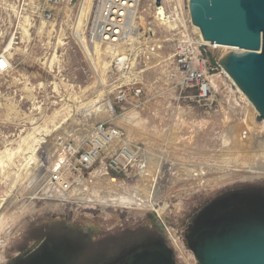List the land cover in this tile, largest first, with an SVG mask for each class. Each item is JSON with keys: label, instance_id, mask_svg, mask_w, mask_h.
I'll return each instance as SVG.
<instances>
[{"label": "rangeland", "instance_id": "1", "mask_svg": "<svg viewBox=\"0 0 264 264\" xmlns=\"http://www.w3.org/2000/svg\"><path fill=\"white\" fill-rule=\"evenodd\" d=\"M93 3L95 0H74L50 6L44 0H0V52L5 51L11 62L0 78V203L4 207V202L11 200L0 224V262L15 255L11 212L30 203L150 211L182 264H197L169 215L182 194L231 177L264 179V169H250L257 157L259 161L264 158V122L251 120L257 111L213 58L214 45L208 50L213 66L210 79L214 76L215 85L207 102L189 97L187 90L175 85L170 40L161 42L153 56L136 50L130 72L112 71L114 54L88 44L84 38ZM140 8L144 9L143 25H151L161 40L168 37L154 20L148 0ZM43 10H50L52 17L44 19ZM186 14L188 17V8ZM129 80L141 90L138 105L114 98L116 87ZM107 103L111 110L102 113L100 109ZM102 120L121 128L132 147L138 149L145 167L133 166L130 175L106 174L100 165L87 174L72 171L78 178V184L72 186L81 184L91 196L101 189L118 194L134 186L147 193L155 190L158 204L153 208L122 207L36 198L46 179L43 185L37 180L29 184V173L42 176L55 162L62 163V146L73 145L79 137L77 146L84 144ZM30 152H34L35 160L26 167L25 181L19 180ZM4 196L7 200H1Z\"/></svg>", "mask_w": 264, "mask_h": 264}, {"label": "water", "instance_id": "2", "mask_svg": "<svg viewBox=\"0 0 264 264\" xmlns=\"http://www.w3.org/2000/svg\"><path fill=\"white\" fill-rule=\"evenodd\" d=\"M187 5L202 39L215 45L213 58L257 111L251 120L264 121V0H187ZM244 187L264 190V179L231 177L179 197L169 217L197 264H264V193L234 190L212 199ZM12 223L15 255L0 264L70 263L75 244L68 237L46 238L22 253L34 243L30 230L47 224L81 231L92 249L108 255L134 242L105 264H182L150 211L29 203Z\"/></svg>", "mask_w": 264, "mask_h": 264}, {"label": "built area", "instance_id": "3", "mask_svg": "<svg viewBox=\"0 0 264 264\" xmlns=\"http://www.w3.org/2000/svg\"><path fill=\"white\" fill-rule=\"evenodd\" d=\"M50 6L61 2L71 4L74 0H44ZM145 0H95L93 13L88 18L84 38L88 44H97L112 48L114 53L110 69L119 73L130 72L132 57L136 50L154 52L162 46L161 42H172L171 77L181 91H188L189 97L197 101L207 102L213 97L214 86L210 74L213 66L209 55V42L202 39L200 33L195 34L192 28L187 0H148L149 10L156 18L158 26L168 36L161 40L151 25H143L144 9L140 8ZM186 1V7H185ZM95 9V10H94ZM93 16V17H92ZM42 17L50 19V10H43ZM92 17V19H91ZM146 28V29H145ZM156 40V41H155ZM160 41V42H159ZM136 44L137 47H133ZM104 50V49H103ZM0 78L4 76L11 62L5 51L0 52ZM114 96L117 102L138 105L141 90L134 80L121 83ZM68 157L55 171H51L48 183L55 189L67 191L78 178L71 173L87 174L95 166L100 165L103 173L116 172L130 175L131 168L141 169L145 162L139 159L138 149L132 147L121 128L111 122L102 120L95 126L90 137L76 148L65 145ZM141 158V157H140ZM141 161V162H140Z\"/></svg>", "mask_w": 264, "mask_h": 264}, {"label": "bare ground", "instance_id": "4", "mask_svg": "<svg viewBox=\"0 0 264 264\" xmlns=\"http://www.w3.org/2000/svg\"><path fill=\"white\" fill-rule=\"evenodd\" d=\"M86 2V1H85ZM88 4H89V1H87ZM94 4V3H93ZM91 5V4H89ZM95 5V4H94ZM89 7V6H86V8ZM86 8H84L86 10ZM94 8V6H93ZM84 10V11H85ZM95 10V9H94ZM86 12V11H85ZM88 12V11H87ZM92 12V11H91ZM93 13V12H92ZM83 14V8L81 9L80 11V14L79 16H81ZM93 17V16H92ZM91 17V19H92ZM79 19V18H78ZM88 19V18H87ZM154 20L156 21V18H154ZM157 23V22H156ZM196 28V27H195ZM197 30V28H196ZM210 44V43H208ZM211 45H214V44H211ZM215 46V45H214ZM103 49L104 50H107V51H110V52H113L112 48L110 47H107V46H103ZM156 51V50H155ZM154 51V52H155ZM114 54V53H113ZM155 55L156 53H153L151 52V56ZM157 58V57H156ZM158 60V59H157ZM156 61V60H155ZM158 62V61H157ZM156 62V63H157ZM159 64V63H158ZM225 72V71H224ZM226 73V72H225ZM231 79V78H230ZM211 84L214 86L215 85V82H214V76H211ZM243 94V93H242ZM244 95V94H243ZM247 99V98H246ZM97 102V101H96ZM102 104V103H101ZM101 107V106H99ZM98 108V106H97ZM96 108V109H97ZM102 109H100L103 112L105 113H108L110 110H111V106L109 105V103H107V106H103L101 107ZM99 111V109L97 110ZM110 114V113H109ZM127 118V117H126ZM129 118V117H128ZM264 122V121H263ZM79 140H80V137L79 138H76L74 140V143L73 145H70L71 148H76L78 143H79ZM264 145V144H263ZM262 145V146H263ZM62 154H65V157L63 159V161H65V159L68 157L67 155V152H65L63 149H64V146H62ZM258 148V147H257ZM35 149V148H34ZM64 152V153H63ZM262 153V152H261ZM9 155V154H8ZM264 155V154H263ZM55 156H57L55 154ZM61 157V156H60ZM63 156L61 158H59L60 160H62ZM11 159V158H10ZM154 159V157H153ZM27 161H25V166L23 168H21L20 170V173H19V180H22L25 181V179L27 178V173H26V167L28 166L29 163L32 164V160H35V155H34V152H30V155L29 157L26 159ZM263 160V161H262ZM261 161L258 160V157L256 159V162L252 163V165L250 166V169H253L254 171H258V170H263L264 169V158L262 159ZM38 161V160H37ZM156 161V160H155ZM258 161V162H257ZM2 162V159L0 158V163ZM41 162V161H40ZM54 163V161H52ZM51 162V163H52ZM61 161H59V166L58 168L63 164L60 163ZM38 164H40L38 162ZM56 164V162H55ZM37 165V164H36ZM54 165V164H53ZM41 166V165H40ZM52 166V165H51ZM36 166H34L35 168ZM50 167V166H49ZM51 169V168H50ZM50 169H46V172H44L43 174H41L42 176H32L31 172L29 173L30 176L28 179H26V181H29V184H32L34 182V180H37V184L42 181H44L46 179V185H43L42 183V192L40 193L41 195L38 197L32 192L33 196L35 195L36 198L38 199H42V198H47V199H57L59 200L60 202H72V201H75V202H78V203H81V202H87L89 204H96V203H99L100 205H103V206H108V205H118V206H127V207H130V206H137V207H147V208H153V206H156L157 203V199L159 198V194L157 191L155 190H150L148 193L147 192H143L141 191L140 189H138L137 187H130V188H127L125 189L126 192H123V194H118V193H115L116 191H107L106 189L104 190H96V191H93L92 192V195H89L87 194V188H85L84 186H81V184L77 185V186H72L70 189H67V191H61L59 188L55 189L51 186L50 183H48V177H49V174H51V171ZM258 169V170H257ZM38 170H41V167H38ZM50 170V171H49ZM17 171H19V168L17 169ZM264 171V170H263ZM148 172V171H147ZM172 173H170L169 175H171ZM25 175V176H24ZM18 176V175H17ZM172 176V175H171ZM17 178V179H18ZM22 178V179H21ZM216 179V178H215ZM18 182V181H17ZM15 183V182H14ZM20 183V182H19ZM39 183V184H40ZM16 184V183H15ZM13 185V186H16V185ZM23 184V183H22ZM19 185V184H18ZM18 185L16 187H18ZM142 185V184H141ZM145 186V185H144ZM151 186V185H150ZM15 187V188H16ZM20 187V186H19ZM37 187V186H36ZM47 188V189H46ZM96 188V187H95ZM149 188V187H148ZM19 189H23V188H19ZM93 189V187H92ZM92 189H89L92 191ZM98 189V188H97ZM145 189V188H144ZM149 190V189H148ZM18 191V190H17ZM14 192V191H13ZM16 192V190H15ZM20 192V191H18ZM153 192V193H152ZM31 193V192H30ZM36 193V192H35ZM39 194V193H38ZM6 195V194H5ZM9 196V194H8ZM7 196V197H8ZM6 199V196H4L3 199L1 200H5ZM10 199V198H9ZM7 200V199H6ZM9 200H7V202H4L5 203V206L2 207L3 205V202L0 203V224H1V221H2V218H3V212L7 209V206L9 207V205L7 204ZM11 202V200L9 201ZM22 205L18 206L17 210H14L15 212H12L13 215H15L18 211H19V207H21ZM25 206H23L22 208H24ZM94 207V206H93ZM156 209V208H155ZM159 209H162V208H159ZM9 210V209H8ZM157 211V210H155ZM159 211V210H158ZM9 212V211H8ZM160 213V212H159ZM12 215V216H13ZM9 226V225H8ZM7 226V227H8Z\"/></svg>", "mask_w": 264, "mask_h": 264}, {"label": "flooded vegetation", "instance_id": "5", "mask_svg": "<svg viewBox=\"0 0 264 264\" xmlns=\"http://www.w3.org/2000/svg\"><path fill=\"white\" fill-rule=\"evenodd\" d=\"M234 190H258L262 193H264V190L261 188H239V189H230L224 193H220L216 196H214L212 199H215L216 197H219L221 195H224L230 191ZM211 201V200H209ZM201 209V208H200ZM53 224H47L46 226H37L33 229L30 230L32 235L34 236L33 238V244L28 248L24 249L22 253H25L31 249H33L35 246H37L41 241H43L46 238H59V237H68L70 241H72L75 244V256L73 257L72 261L67 264H104L107 262V258L109 256H118L121 253H123L130 245H133L134 242L132 243H127V244H119L113 252L108 255L105 252H97L96 249H92L89 245V241L87 240L84 236V234L81 231H75L70 229L68 226H63L60 228H52ZM124 236H119L117 240L123 238ZM92 256V259H91ZM108 256V257H107ZM115 258V257H114ZM107 259V260H106Z\"/></svg>", "mask_w": 264, "mask_h": 264}, {"label": "snow or ice", "instance_id": "6", "mask_svg": "<svg viewBox=\"0 0 264 264\" xmlns=\"http://www.w3.org/2000/svg\"><path fill=\"white\" fill-rule=\"evenodd\" d=\"M3 62L2 61H0V64H2Z\"/></svg>", "mask_w": 264, "mask_h": 264}]
</instances>
